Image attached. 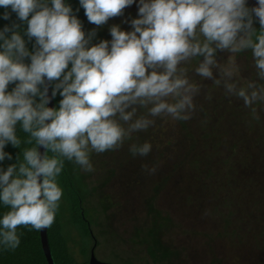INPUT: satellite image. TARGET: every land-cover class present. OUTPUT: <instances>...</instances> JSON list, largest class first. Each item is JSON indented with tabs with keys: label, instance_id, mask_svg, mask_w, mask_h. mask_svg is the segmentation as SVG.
I'll return each instance as SVG.
<instances>
[{
	"label": "clouds",
	"instance_id": "obj_1",
	"mask_svg": "<svg viewBox=\"0 0 264 264\" xmlns=\"http://www.w3.org/2000/svg\"><path fill=\"white\" fill-rule=\"evenodd\" d=\"M257 2L250 8L246 0H79L97 28L138 7V18L124 21L131 31L112 25L111 40L93 44L96 30L86 33L65 0H0V7L11 9L3 19L15 13L20 22L0 29V162L12 159L8 144L22 143L17 125L28 136L24 143H34L22 160L20 153L16 163L0 167V204L9 209L0 218V246L19 247V227H51L65 160L92 172V152L120 149L132 133L153 126L152 118L190 119L201 86L190 82L182 65L193 58H200L196 75L223 82L226 94L246 107L264 102V86L249 81L238 87L233 70L217 59L218 51L250 50L264 81V0ZM25 36L34 41L31 50ZM50 86L51 97H62L58 107L49 106ZM139 109L146 114L138 116ZM129 151L144 157L151 145L132 144Z\"/></svg>",
	"mask_w": 264,
	"mask_h": 264
},
{
	"label": "rangeland",
	"instance_id": "obj_2",
	"mask_svg": "<svg viewBox=\"0 0 264 264\" xmlns=\"http://www.w3.org/2000/svg\"><path fill=\"white\" fill-rule=\"evenodd\" d=\"M84 18H87L85 13ZM134 18H138L136 3L125 9L124 16L110 19L105 26L110 32V27L119 23L121 30L131 31L130 22L124 23L126 25L123 29L120 23ZM83 23L89 32L95 29L98 34L100 28H103V26L97 28L88 20ZM108 32L103 33V36L96 35L92 43L95 44L101 40L110 41L111 35ZM199 59L197 58L193 63L191 60L186 64V74L190 82L201 86V91L194 97V104L197 107L192 113L196 114L198 120L204 118L202 112L199 111L200 107L209 114L204 124L211 125L209 129H212L213 136L209 138L218 144L215 147L219 151L216 157H219L221 153L224 159V153H231L233 167L230 168L229 175L225 178L226 183L224 182L222 187V181H214L211 176L212 171H210L207 177H210L211 184L215 185L217 194L214 197H206L202 189L200 191L197 185L195 188V183L189 181L191 169L184 167L187 166V163L183 165V168L180 166L181 151L189 146L186 144L187 140L182 138L185 135V138L189 140V137H186L188 136V128H181L175 120L168 116L152 118L155 122L150 131L153 132L146 140L144 139L145 131L134 132L131 139L126 140L124 145L116 151L100 154L92 152L90 158L94 171L85 172L81 170L85 175H88L86 184L89 186L83 187L81 194L84 198L88 197L89 200L88 203L86 200L83 201L87 206L84 207V217L92 228L96 245L93 248L92 242L88 238L83 243H85L86 248L92 250L97 260L114 264H129L130 262L158 264L154 263L143 250L137 248V244L132 242L136 235L137 226H142L139 231L143 232L148 227L146 214L141 209L145 208L142 200L144 194L151 191V185L155 180L163 182L161 183V190L158 191V196L155 197V200L153 199L154 201L151 200L150 204L155 207L154 204L156 203L159 206L158 209H162L169 217V221L165 225V235L167 246L172 252L168 262L163 264H216V262L210 263L213 256V254L211 255L212 250L214 256H225L230 264L237 262L240 264L237 251H245L252 247L251 243L245 244V240L243 243L237 244L238 247H233L229 245V242L224 241L227 238L229 240L228 234H224L220 239L213 238L212 234L219 225L220 213L228 209L225 207L227 196L233 197L240 190H243L244 195H246L243 197L248 202L249 199H253L254 205L263 206L260 212L264 216V163L259 165L264 160V150L253 147L255 142L252 138L255 135L254 130H252L253 127L244 125L251 121L250 115L256 112L262 121L257 131L259 134L263 133L264 102H255L254 106H251L252 113H244L243 109L246 107L243 101L226 94L223 82L216 84L212 80H205L196 75L195 68L198 66ZM217 59L225 68L233 70V79L238 87L246 88L249 81H257L258 85L264 86V81H259L257 78L250 50L235 54L218 51ZM214 75L218 78V72L215 70ZM205 104L209 105L206 106ZM212 111L216 112V118L210 114ZM246 111L250 110L246 109ZM143 114H146L145 109H139L137 115ZM236 126L237 129H235ZM260 137L262 139L260 140L261 144H264V139L262 136ZM209 138L205 143L207 147L213 146V142ZM197 139L201 140L199 135ZM144 140L151 145L150 153L144 156L148 157L145 160L139 155L134 157L129 151L130 145L138 142L143 144ZM167 140H170L169 147L165 144ZM205 145L196 142L197 152L204 151ZM248 156H250L249 159H247ZM257 158H260L259 162ZM145 165L148 169L154 167L155 173L150 174L149 171H146L143 167ZM111 167L116 168V172L108 171ZM105 180L104 185H101ZM210 181H202V186L207 190H209ZM211 184L210 189L213 190ZM253 193L260 200L254 197ZM223 194L227 196H223ZM62 202L63 200H61ZM224 214L226 213L224 212ZM62 226L67 234L79 242L78 234L71 229L68 223H64ZM260 227L262 228L260 234H262L264 242V226ZM103 230L107 231L104 232ZM70 245L75 257L80 260L81 256L77 250V245L72 242ZM252 260V264H256V261L264 264V245L263 249L256 252V256Z\"/></svg>",
	"mask_w": 264,
	"mask_h": 264
},
{
	"label": "trees",
	"instance_id": "obj_3",
	"mask_svg": "<svg viewBox=\"0 0 264 264\" xmlns=\"http://www.w3.org/2000/svg\"><path fill=\"white\" fill-rule=\"evenodd\" d=\"M66 3L70 4L73 13L77 16V18L81 21L82 25L83 22L87 21V18H84V9L80 6L79 0H65ZM77 9L79 11L77 12ZM5 11L11 12V9H4L3 7H0V29H2L5 25H10L12 22L20 23L17 20L16 14L11 13V19L10 20H4L3 19V13ZM126 22L123 21L122 29L125 28L124 24ZM119 25V23H116ZM22 28L26 27V25H21ZM254 27L259 30V23L258 21L254 23ZM83 29L86 33L89 32V30H86L84 25ZM100 32L98 34L104 35L103 33L108 32L107 27L104 25L103 28L99 30ZM110 34V32H108ZM97 34V35H98ZM106 35V34H105ZM25 40L27 43V47L31 50L32 45L34 41L28 42L27 37L25 36ZM197 58L192 59V63L197 60ZM26 63L30 62L28 60L25 61ZM187 64V63H186ZM186 64L182 65V67L186 68ZM70 67V66H69ZM188 76V75H187ZM14 87V85L9 86V90ZM243 87V86H240ZM50 86V91H51ZM62 99V97L57 94L54 98L51 97L52 100V107H58L59 101ZM208 106L207 104H205ZM254 106V105H252ZM195 107H197L195 105ZM246 107V106H245ZM231 109V108H230ZM246 109L250 111H246ZM246 109H243L244 113H252L251 107H246ZM198 111V108H196ZM146 111V109H145ZM201 114L204 116L203 119L197 118L196 114L192 113L191 118L188 120H175V122L181 127V128H188L187 134L189 137V140L185 138V135L182 136L183 140H187L186 144L189 145L187 148L181 151V167L183 168V165L187 163V166L191 169V174L189 176L190 180L195 183L197 187L203 190L206 197H214L217 193L215 192V185L211 184L210 177H207L210 171H212V179L214 181L221 180L222 181V187L225 182V178L229 175L230 168L233 167L231 161L232 158L230 157L231 153H224L225 158L223 159V154L220 153L219 157H216V154L219 153V151L216 150V146L218 144L211 138L213 136L212 129L210 130V124H204V121L208 119V113L203 111V108L200 107L199 109ZM212 117H217L216 112L210 113ZM253 115V116H252ZM221 116V114H220ZM251 121L247 124H244L246 127H253L252 130H254V136L252 137L255 142L253 147L256 148L259 147V150H264V144H261V137L264 139V131L263 133H258L257 128H260V123L262 122L259 117L257 116L256 112L250 115ZM158 121V120H157ZM236 123V119H235ZM208 126V127H207ZM241 127V125H240ZM190 129V130H189ZM237 129V126L235 127ZM151 127H149L145 133H144V139H148L151 132ZM17 134L19 138L21 139L22 143L19 148L13 147L11 144H8L5 148V151L10 153L12 155V159L8 160L5 159L3 162H0V167H3L5 170L6 168L13 163L17 162V156L21 153V160H22V152L26 147H33L34 143L32 145L24 143V141L27 140L28 136L26 133H24L19 125H17ZM199 137L201 140L197 139ZM208 138L212 140L213 146L207 147V144L205 145L206 141H208ZM144 140V143H145ZM220 141V140H219ZM197 144H204L205 150L197 152ZM234 143V142H233ZM136 144H142V142H138ZM166 146H170V140L166 141ZM252 147V146H251ZM252 147L253 150H255ZM172 148V147H171ZM257 152V151H255ZM49 156L52 155V153H48ZM188 156V157H187ZM169 157V156H168ZM166 157V159H168ZM148 157H144V160ZM250 156L247 157L249 159ZM258 162L260 158H257ZM264 163V160L261 164ZM167 167V165H166ZM179 167V166H177ZM116 168L111 167L108 171L111 173L116 172ZM81 168L74 164L73 162L65 160L64 168L58 177V183L59 186L62 188L63 195L61 200L63 202L59 204V209L55 216V221L51 225V227L46 228V237L48 246L50 249V253L52 255V259L54 261V264H88V257L90 253V248H86L85 243L83 241L88 238L91 240L93 248L96 245V239L93 237L92 228L89 225L88 220L85 219V209L84 207H87L86 204L83 201L89 202L88 197L84 198L83 194L81 192L83 191V187L87 186L89 187L87 183V177L88 175H85L84 172H81ZM205 172V173H204ZM254 172V171H253ZM215 173V174H214ZM202 174V176H201ZM108 178V177H107ZM202 181H210L209 183V190H207L204 186H202ZM213 181V182H214ZM104 182L101 183V185H104ZM163 181L157 182V180L153 181L151 185V191L146 192L144 194V199L142 200L144 202L145 208H141L144 210L147 219V225L148 227L146 230L139 231V229L142 227H138L135 230V237L133 238V243L137 244V248L140 250H143L146 255L154 262L158 264H163L165 262H168V258L171 255L172 250H169L166 242V235H165V225L169 221L168 214L163 212L162 209H158L159 206L155 203L153 207L150 204L151 200H155V197L158 196L159 189L161 190V183ZM226 183V182H225ZM229 183V182H227ZM210 184L213 187V190L210 189ZM226 188V187H225ZM245 190H247L246 187H244ZM221 189V186H220ZM227 192L229 190L226 188ZM225 191V189H224ZM254 195V193H253ZM223 196H227L226 194H223ZM221 196V197H223ZM243 196L244 192L243 190H240L237 194L233 195V197L227 196L225 207L226 211H224L226 214L220 213V220L219 225L217 229L212 234L213 238H222L224 234H228V238L224 240L226 243L229 242V245L233 247H238L237 244H241L246 242L245 244L251 243L252 247H250L248 250L245 251H237V257L238 261H240V264H252L253 257L256 256V252H259L261 249H263V239H262V228L260 226H264V216L261 215L260 209L263 208L262 205L259 207L257 204L254 205V200L249 199V202L247 199H244ZM254 197H256L254 195ZM260 200V198L256 197ZM153 200V201H154ZM146 202V203H145ZM261 202V201H260ZM259 202V203H260ZM90 204V203H89ZM230 208V209H229ZM9 209L0 204V218H2V215L4 212L8 211ZM68 223L72 230H74L78 236H79V242L77 239H74V237L70 236V234H67L66 230L63 228V224ZM106 232L107 230H103ZM114 231V230H111ZM139 231V232H138ZM18 234L20 235V245L15 250H5L2 246H0V264H47L45 257L42 253L40 241H39V234L38 230L35 229H29L25 227H19L17 229ZM115 232V231H114ZM70 242L75 243L77 245V250L81 256V259L75 257L74 251L71 249ZM134 244V245H135ZM213 254L210 263L216 262V264H230L227 258L224 257H216L214 256V251H211V255ZM130 262V261H129ZM129 264H136L130 262ZM231 264H239L237 263H231ZM256 264H261L259 261H256Z\"/></svg>",
	"mask_w": 264,
	"mask_h": 264
},
{
	"label": "water",
	"instance_id": "obj_4",
	"mask_svg": "<svg viewBox=\"0 0 264 264\" xmlns=\"http://www.w3.org/2000/svg\"><path fill=\"white\" fill-rule=\"evenodd\" d=\"M246 2L250 8L258 6L257 0H246ZM49 97H50L49 106L52 107L50 87H49ZM40 151L43 153L44 149L41 148ZM38 234H39V241H40L41 250H42V253L45 257L46 263L47 264H54V261L52 259V255L50 253V249L48 246V242H47L46 228L39 230ZM88 264H114V263H111V262L107 263V262H102V261L97 260L94 257L92 250H90L89 257H88Z\"/></svg>",
	"mask_w": 264,
	"mask_h": 264
}]
</instances>
